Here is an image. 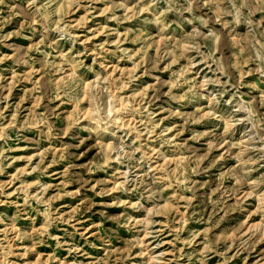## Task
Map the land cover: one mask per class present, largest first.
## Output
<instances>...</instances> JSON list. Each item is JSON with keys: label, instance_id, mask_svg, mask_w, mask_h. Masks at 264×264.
<instances>
[{"label": "rangeland", "instance_id": "obj_1", "mask_svg": "<svg viewBox=\"0 0 264 264\" xmlns=\"http://www.w3.org/2000/svg\"><path fill=\"white\" fill-rule=\"evenodd\" d=\"M0 264H264V0H0Z\"/></svg>", "mask_w": 264, "mask_h": 264}]
</instances>
